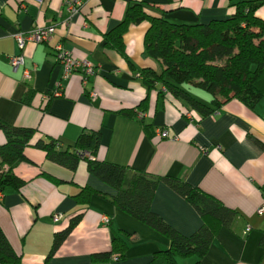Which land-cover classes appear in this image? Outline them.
<instances>
[{
  "label": "crops",
  "instance_id": "1",
  "mask_svg": "<svg viewBox=\"0 0 264 264\" xmlns=\"http://www.w3.org/2000/svg\"><path fill=\"white\" fill-rule=\"evenodd\" d=\"M81 1L80 11L69 15L65 24L66 0H0V120L34 128L32 144L38 138H52L67 147L81 132L99 131L95 158L156 177L182 179L235 211L231 224L218 228L199 264H264V213L256 212L264 202V149L256 143V139L264 143V99L251 109L232 98L214 113L200 116L165 88L148 89L143 83L141 68L161 69L157 61L143 54L146 22L131 25L123 36L132 66L104 40L133 1L171 22L206 23L229 17L240 3H260L254 14L264 19V0ZM35 25H54L55 30L47 42L27 41L20 51L24 66L14 67L9 61V56L19 53L14 35ZM57 44L74 57L89 60L95 72L84 86L80 72H74L62 82V94L47 101L62 74L54 55ZM23 67L31 70L28 79L23 78ZM190 90L202 101H210L204 89ZM92 91L97 93L94 98L89 97ZM122 110H131L132 116H124ZM162 128L176 139L157 136V129ZM4 140L0 130V144ZM24 153L27 160L15 169L24 183L18 190H6L0 198V228L25 264H43L54 233L77 215L79 219L49 264H147L155 252L169 247L166 236L101 195L92 194L87 204L78 203L75 195L84 186L107 196L116 193L88 172L86 161L70 170L48 160L31 144ZM150 208L185 235L203 223L194 206L162 180ZM54 212L61 214L56 221ZM102 215L110 218L108 225L101 223ZM116 235L127 244L124 255L116 258L118 253H112L109 259L92 260L94 253L111 250ZM178 263L195 264V257L180 258Z\"/></svg>",
  "mask_w": 264,
  "mask_h": 264
},
{
  "label": "trees",
  "instance_id": "2",
  "mask_svg": "<svg viewBox=\"0 0 264 264\" xmlns=\"http://www.w3.org/2000/svg\"><path fill=\"white\" fill-rule=\"evenodd\" d=\"M259 4H237L229 17L211 19L206 23H177L162 15L152 14L141 3L133 1L128 5L123 19L105 33L104 40L107 47L118 52L132 66L124 49L123 36L131 25L146 22L148 27L144 34L143 54L161 66L159 71L153 68L139 70L148 89L165 88L168 94L200 116L214 113L223 102L232 98L254 109L264 99V19L254 14ZM192 87L204 89L209 93L210 101L197 98L190 90ZM31 91L28 90L25 98ZM52 97V93H48L47 101ZM145 102L146 98L141 101V106ZM122 111L124 116H132L131 110ZM143 128L147 129L148 126L143 124ZM0 130L5 137L0 144L1 195L6 190H18L24 183L15 169L27 160L24 153L27 145L41 149L48 160L70 170H75L78 162L86 161L88 172L114 188L116 193L107 196L84 186L75 195L78 203L87 204L92 194L101 195L169 239V247L155 252L147 264H179L178 259L189 257H195V264H199L218 228L230 225L235 218L233 209L182 179L156 177L129 166L95 158L100 143V132L97 130L81 132L67 147H61L60 142L52 138H38L32 144L34 128L15 126L0 120ZM256 143L264 149V143L257 139ZM78 150L89 152L92 158H79L76 154ZM42 175L55 184L59 183L46 173ZM160 180L190 202L201 216L203 223L193 233L182 234L150 208ZM79 217H73L67 227L54 233L43 264H49V259ZM126 249L124 239L116 235L111 241V250L94 253L92 260L109 259L112 253H118L116 258H121ZM0 264H25L1 228Z\"/></svg>",
  "mask_w": 264,
  "mask_h": 264
},
{
  "label": "built area",
  "instance_id": "3",
  "mask_svg": "<svg viewBox=\"0 0 264 264\" xmlns=\"http://www.w3.org/2000/svg\"><path fill=\"white\" fill-rule=\"evenodd\" d=\"M38 2H42V0H36ZM82 1L81 0H66L65 3V9L67 11V17L69 15H74L80 11ZM64 19V23L66 24L67 21L71 18ZM55 30L54 25H47V26H38L35 25L32 29H30L27 32H18L16 35H14L16 46L19 49V53L17 55H11L9 56V61L11 65L14 67H17L19 65L24 66V55L20 52L23 47L25 46V43L27 41H34V42H47L50 40L53 32ZM54 55L55 60L59 62L62 65V74L61 78L57 83L56 89L52 92V96L56 95L59 96L62 93V82L67 80L71 74L74 72L80 71L81 73V80L82 85H86L88 78L94 74L95 67L93 64L87 60V59H79L72 55L71 51L65 49L62 45L57 44L54 46ZM23 78L28 79L31 75V70L23 67ZM93 92V91H92ZM141 115V114H140ZM184 115L186 118L190 121L192 120V115L189 111H185ZM156 135L162 138H168V139H176L175 137H170L168 133L167 128L157 129ZM76 154L79 156V158H92L89 152L78 150L76 151ZM0 193V198H1ZM257 213H264V202L261 203V205L257 209ZM61 214L58 212H54L52 214V219L54 221L58 220L60 218ZM110 222V218L107 215L101 216V223L104 225H108ZM248 230V227L247 229ZM116 259V258H115Z\"/></svg>",
  "mask_w": 264,
  "mask_h": 264
},
{
  "label": "rangeland",
  "instance_id": "4",
  "mask_svg": "<svg viewBox=\"0 0 264 264\" xmlns=\"http://www.w3.org/2000/svg\"><path fill=\"white\" fill-rule=\"evenodd\" d=\"M63 89V88H62ZM62 94V93H61ZM97 96V93H96V91H93V92H90V96L89 97H91V98H94V97H96ZM47 97V96H46ZM256 212H257V209H256Z\"/></svg>",
  "mask_w": 264,
  "mask_h": 264
}]
</instances>
